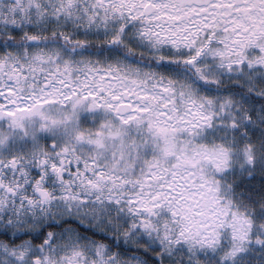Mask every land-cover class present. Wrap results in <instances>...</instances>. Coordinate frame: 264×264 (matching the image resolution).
<instances>
[{"label":"snow or ice","instance_id":"snow-or-ice-1","mask_svg":"<svg viewBox=\"0 0 264 264\" xmlns=\"http://www.w3.org/2000/svg\"><path fill=\"white\" fill-rule=\"evenodd\" d=\"M0 264H264V0H0Z\"/></svg>","mask_w":264,"mask_h":264}]
</instances>
